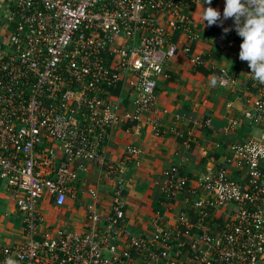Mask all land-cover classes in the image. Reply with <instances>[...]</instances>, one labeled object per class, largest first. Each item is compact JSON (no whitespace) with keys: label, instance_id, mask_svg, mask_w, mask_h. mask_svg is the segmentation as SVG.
Instances as JSON below:
<instances>
[{"label":"built area","instance_id":"2783aa9c","mask_svg":"<svg viewBox=\"0 0 264 264\" xmlns=\"http://www.w3.org/2000/svg\"><path fill=\"white\" fill-rule=\"evenodd\" d=\"M199 1L11 0L14 28L0 52V180L15 199L27 238L1 247L0 264L9 257L18 264H119L103 254L100 243L124 219L121 181L107 219L115 227L103 234L43 235L39 202L48 195L62 207L77 179L72 161L105 166L99 148L106 130L153 112L156 79L176 51L169 34L179 27L189 33L183 10ZM222 25L214 46L235 47L242 38L223 32L232 22ZM120 82L135 94L133 115L119 116L103 96L106 87ZM230 83L234 79L222 70L220 86ZM259 92L244 116L260 128L259 137L232 147L245 178L233 179L225 168L206 175L198 182L205 198L191 202L193 226L181 233L158 230L150 242L131 238L129 245L145 264H264V83ZM139 153L130 148L127 159ZM163 174L168 186L186 187L185 178L175 183L176 167ZM213 220L221 223L211 226ZM153 243L161 245L159 253L150 250Z\"/></svg>","mask_w":264,"mask_h":264},{"label":"crops","instance_id":"0c3cea01","mask_svg":"<svg viewBox=\"0 0 264 264\" xmlns=\"http://www.w3.org/2000/svg\"><path fill=\"white\" fill-rule=\"evenodd\" d=\"M208 6L203 0L189 2L183 10L188 16L189 33L187 28L179 27L169 34L176 51L163 62V74L156 79L153 112L125 119L106 130L99 152L107 166L74 159L71 167L77 179L65 204L56 206L48 195L40 200V233L51 238H57L59 231L65 235L106 233L115 227L107 219L112 215L117 181H121L125 216L116 229H111L117 233L100 244L103 254L117 257L119 264H145L129 245L131 238L150 242L158 230L181 233L187 225L193 226L196 218L191 202L204 196L198 182L206 175L225 168L233 179L245 178L232 147L259 137L260 128L244 116L252 112L248 102L259 97L260 82L251 75L248 63L239 60L242 39L233 48L214 46L218 25L209 27L202 17V7ZM211 7L222 13L224 0H212ZM13 10L11 0H0L1 52L14 28ZM222 70L234 79V84L220 86ZM103 96L117 107L119 116L133 115L135 94L129 86L120 82L105 90ZM130 148L138 149L139 155L127 159ZM80 164L85 170L76 168ZM171 167L178 171L175 183L177 178L188 181L181 191L165 181L163 173ZM94 204L92 214L89 207ZM93 215L98 217L96 222ZM213 222L216 224L211 226L220 224L218 220ZM26 238L15 199L0 180V248ZM149 248L159 253L161 245L153 243ZM187 249L185 245L183 250ZM123 252L129 256L123 257Z\"/></svg>","mask_w":264,"mask_h":264},{"label":"clouds","instance_id":"9594fccd","mask_svg":"<svg viewBox=\"0 0 264 264\" xmlns=\"http://www.w3.org/2000/svg\"><path fill=\"white\" fill-rule=\"evenodd\" d=\"M203 21L207 26H223L222 21L232 20V25L223 27L225 35L234 31L242 38L239 45V60L246 61L251 75L264 83V0H224L223 11L211 7L212 0H203ZM5 264H18L11 257Z\"/></svg>","mask_w":264,"mask_h":264},{"label":"rangeland","instance_id":"374dc122","mask_svg":"<svg viewBox=\"0 0 264 264\" xmlns=\"http://www.w3.org/2000/svg\"><path fill=\"white\" fill-rule=\"evenodd\" d=\"M4 46H5V43H4L3 47L1 48V50H3V49H4ZM0 52H1V51H0Z\"/></svg>","mask_w":264,"mask_h":264},{"label":"trees","instance_id":"16d2710c","mask_svg":"<svg viewBox=\"0 0 264 264\" xmlns=\"http://www.w3.org/2000/svg\"><path fill=\"white\" fill-rule=\"evenodd\" d=\"M108 89H109V87H106V88H105V90H108ZM186 186H187V185H186ZM220 223H221V222H220Z\"/></svg>","mask_w":264,"mask_h":264}]
</instances>
